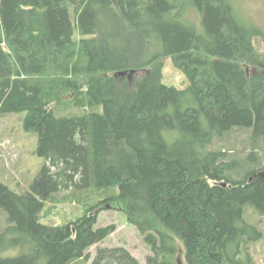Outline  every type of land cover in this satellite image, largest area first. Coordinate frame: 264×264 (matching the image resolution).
Segmentation results:
<instances>
[{
	"label": "trees",
	"instance_id": "1",
	"mask_svg": "<svg viewBox=\"0 0 264 264\" xmlns=\"http://www.w3.org/2000/svg\"><path fill=\"white\" fill-rule=\"evenodd\" d=\"M236 14L235 0H0V116L24 113L45 160L30 191L0 180V264H141L91 253L116 231L96 228L104 205L137 227L146 264H256L264 31ZM165 58L186 89L164 83ZM62 191L99 199L43 224Z\"/></svg>",
	"mask_w": 264,
	"mask_h": 264
},
{
	"label": "rangeland",
	"instance_id": "2",
	"mask_svg": "<svg viewBox=\"0 0 264 264\" xmlns=\"http://www.w3.org/2000/svg\"><path fill=\"white\" fill-rule=\"evenodd\" d=\"M235 11L240 19L250 21L256 28L264 31V0H235ZM259 45L262 47L261 43ZM163 65L166 85L179 90L188 87L187 77L174 66L171 59H163ZM24 118V113L0 116V180L18 193L30 191L32 183L45 163V160L36 154L38 146L36 134L27 133L23 129ZM233 139L239 142L237 151L241 152L244 149L242 141L246 139V135H236ZM87 197V194L80 196L72 194L71 191H62L48 201L41 222L45 225H62L83 217L88 206L94 205L99 199L97 196L92 197L93 199L90 195ZM103 209L105 210L98 212L96 228L114 225L116 231L103 243L91 249L93 256L96 255L98 247H123L141 264H146L152 252L137 227L129 223L123 213L110 209V205H104ZM245 218L261 232L259 239L250 241L247 248L256 264H264V216L249 209ZM6 227V214L0 209V233Z\"/></svg>",
	"mask_w": 264,
	"mask_h": 264
},
{
	"label": "water",
	"instance_id": "3",
	"mask_svg": "<svg viewBox=\"0 0 264 264\" xmlns=\"http://www.w3.org/2000/svg\"><path fill=\"white\" fill-rule=\"evenodd\" d=\"M261 175H262V176H263V178H264V173H263V172L261 173Z\"/></svg>",
	"mask_w": 264,
	"mask_h": 264
}]
</instances>
